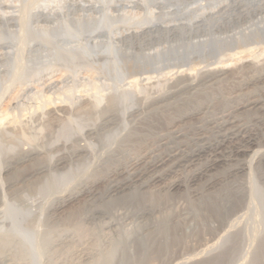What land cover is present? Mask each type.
<instances>
[{"label": "rangeland", "instance_id": "obj_1", "mask_svg": "<svg viewBox=\"0 0 264 264\" xmlns=\"http://www.w3.org/2000/svg\"><path fill=\"white\" fill-rule=\"evenodd\" d=\"M32 1L0 0V264H264V41L147 79L128 72L137 40L109 49L137 10L112 4L109 25L71 0ZM184 75L195 87L171 89ZM248 138L255 157L228 160Z\"/></svg>", "mask_w": 264, "mask_h": 264}, {"label": "bare ground", "instance_id": "obj_2", "mask_svg": "<svg viewBox=\"0 0 264 264\" xmlns=\"http://www.w3.org/2000/svg\"><path fill=\"white\" fill-rule=\"evenodd\" d=\"M66 1L69 2V0H66ZM77 1H80V0H76V1L71 0V2L67 4V7H65L67 9V11L74 12L76 10H79V8H84L85 10L88 9L91 11L100 10L103 12V15L101 17L105 16L106 22L109 20L108 18L111 17L110 12H111V10H113L112 4H115L114 5V6H116L115 8L121 9L123 12L126 9H130V8L137 10V11H135V13L133 12L130 14H126V12H124V15L119 16L123 26L122 25L119 26L118 21L116 20L117 25H118L117 27L115 26L116 30H114L115 27H113V25H112L113 28H111L110 31L108 30V35H110L109 36V38H110L109 49H111V50L115 49V45H114L113 40H114V38H116V36H118V38H120V39H123V41H125L126 43H127V40H130V39L137 40L138 43H136V45H137V48L140 50V54L142 56L141 58H143V62H140V63L137 62V65L135 64L134 66L131 65L132 67L130 68V70L128 72L131 71L134 75H137V76L138 75L140 76L141 74L142 75L147 74L146 75L147 79H151L152 74H154V73L159 74V75L162 73H165V70H168V72L166 71V73H170L171 71H173V73H175L174 72L175 69L180 70L184 66L188 67L187 70H191V69L194 70V68L196 69V66L199 67L202 63L206 64L209 61H211V59L213 60L214 57H216V55L219 54V52H221L225 49L226 50L229 49V51H230V49L231 50L233 49V51H234V49H238L240 51H238V52L236 51V52L241 53V52H244L243 48H245L246 45L248 47V44H246V43H248V41L251 42L250 44L253 43L250 40L257 41V43H259V44H260V42L264 41V19H263V17H264V14H263L264 13V0H97V1L95 0L96 2H94L93 4L89 0H86V1L82 0L83 1L82 3H79ZM202 1H204V2H202ZM29 2H30V0H29ZM32 2H35V0ZM36 2H37V0H36ZM50 2H52V1H50ZM92 2H93V0H92ZM100 2L102 3V5L100 4ZM66 3L67 2H65V4ZM87 3H88V5H85ZM89 3H91V4H89ZM30 4L33 5L35 3H30ZM60 6H61V4H60ZM62 6H64V4ZM30 8H31V6H30ZM33 8H35V6H33ZM37 8H38V6H37ZM45 8H46V6H45ZM28 9H29V6H28ZM127 13H129V11H127ZM35 16L37 17V19H48L50 17L52 18L53 13H50L49 11L48 12L39 11L37 14H35ZM261 16H263V17L261 18ZM102 19L99 20V22H101L100 25L102 24V22L104 23V20L102 21ZM110 19L112 20V18H110ZM247 20L251 21L250 25L253 26L254 28L250 29L249 28L250 25H249V27H248L249 30L247 28L248 31L247 30L242 31L240 33L237 32V34H235L236 30H234V32L232 30L234 35H232V36L227 35V36H230L227 38H221L220 37L221 34L228 32L231 28L236 29L237 26L240 25L241 23L243 25V22H245ZM114 21H115V19H113V22ZM108 22H110V20ZM113 22H110L109 25H111V23H113ZM21 23H22V21H21ZM96 24L98 25V22H96ZM99 28L101 29V27H99ZM91 30L90 31L92 33L94 30L93 29H91ZM243 30H245L244 27H243ZM96 31H98L97 28L94 31V33ZM64 32H66V31H64ZM73 35H75V34H73ZM43 37H44V35H43ZM68 39H69V37H68ZM128 43H130V45H131V42H128ZM132 43H135V42H132ZM257 43H256V45H257ZM132 45L130 46V48L132 47ZM157 45L159 47H157ZM146 46L147 47L148 46L149 47L156 46L157 48L155 49L154 53L153 52L152 53L141 52L145 49ZM258 47H259V45H258ZM134 49H135V47H134ZM223 52H222V54L224 56L225 54ZM236 52L232 55L236 56ZM132 53H134V52L132 51ZM138 54H137V56H138ZM222 54L220 53L219 55L222 56ZM11 56H12V54H11ZM220 59H221V57H220ZM139 61H141V60H139ZM214 61L209 62V63H213ZM217 62L218 61H216V63ZM122 64H123V62H122ZM106 70H107V68H106ZM219 73H216V72L209 73V71H208L207 73H205L206 74L205 78H210L209 79L210 81L217 79L219 77ZM7 75H8V72H7ZM186 76L184 75V77H186ZM11 77H9V79ZM160 77H161V75H160ZM184 77L180 76L179 78H177V80H175L176 82L173 83L171 89L180 88L183 85H184V87H185V85L189 86V88L195 87V85H194L195 83L193 82V80L190 81L187 77L186 78H184ZM0 80H1V78H0ZM158 82H159V80H158ZM136 83H137V81H136ZM139 89H141V88H139ZM157 94H158V92H157ZM146 100H147V98H146ZM254 103H255L254 106H256L257 102L255 101V102H253V104ZM111 114H112V112H111ZM232 120H227V121L225 120L226 122L224 124L227 127L226 133L228 131V133L233 134V129H235V128H233V121ZM5 121H6V119H5ZM234 132H235V130H234ZM252 141H253V139L248 138V141L246 142L247 145L246 146L244 145L243 148L239 147L235 151H232L234 153L233 154L231 153L228 160H230V161H233V160H235V161H246L245 159L247 157H250V158L255 157V150H254V153L250 155V153L253 151V146H255L257 144L256 142H252ZM206 150H207V147H201L199 149V151H197L196 153L193 154V156H197L201 152H205ZM166 157H167V159L164 160L163 159L164 157H163L160 160V163H157V169L158 168L163 169V167H164L163 165L166 166V168H164V169H167V170L169 169L168 168L169 164L166 161L173 160L172 158H175V155H172L171 153H169V154H167V156H165V158ZM222 160L223 159H220V158L215 159L212 163V166H217L219 164V162H221ZM159 169L150 177V179H149L150 183H151V180L155 182V181H159V180L161 181V179H163L162 175L165 174L167 171L163 170V171L159 172ZM146 181H145V183H142V184L147 185ZM165 184H166V182H165ZM172 186L179 187L180 184L175 183ZM125 188H126L125 182H121V183L118 182V183L113 185L114 190L120 189V191L121 190L123 191V189L125 190ZM125 198H126V196H125Z\"/></svg>", "mask_w": 264, "mask_h": 264}]
</instances>
